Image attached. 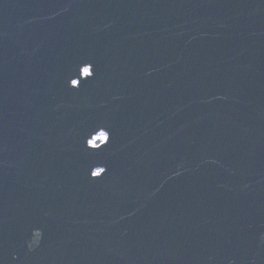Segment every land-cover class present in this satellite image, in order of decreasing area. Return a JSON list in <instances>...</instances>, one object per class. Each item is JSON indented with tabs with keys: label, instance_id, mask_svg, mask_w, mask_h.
Listing matches in <instances>:
<instances>
[{
	"label": "water",
	"instance_id": "water-1",
	"mask_svg": "<svg viewBox=\"0 0 264 264\" xmlns=\"http://www.w3.org/2000/svg\"><path fill=\"white\" fill-rule=\"evenodd\" d=\"M0 264H264V0H0Z\"/></svg>",
	"mask_w": 264,
	"mask_h": 264
},
{
	"label": "built area",
	"instance_id": "built-area-1",
	"mask_svg": "<svg viewBox=\"0 0 264 264\" xmlns=\"http://www.w3.org/2000/svg\"><path fill=\"white\" fill-rule=\"evenodd\" d=\"M85 69H88V72H85ZM89 72H90L89 67H84V68L82 69V76L87 75ZM74 83L76 84V83H77V80H75ZM102 133L105 134V137H106V138L104 137V138L102 139L101 142H103V141H105V140L107 139V132L102 131ZM101 142H99V143H101Z\"/></svg>",
	"mask_w": 264,
	"mask_h": 264
},
{
	"label": "flooded vegetation",
	"instance_id": "flooded-vegetation-1",
	"mask_svg": "<svg viewBox=\"0 0 264 264\" xmlns=\"http://www.w3.org/2000/svg\"><path fill=\"white\" fill-rule=\"evenodd\" d=\"M100 134H102V132H99L98 134H96L92 139H91V141L95 138V137H97L98 135H100ZM90 141V143L92 144V145H97V144H99V142H101L102 140H100V138H98V140L94 143V142H91Z\"/></svg>",
	"mask_w": 264,
	"mask_h": 264
},
{
	"label": "rangeland",
	"instance_id": "rangeland-1",
	"mask_svg": "<svg viewBox=\"0 0 264 264\" xmlns=\"http://www.w3.org/2000/svg\"><path fill=\"white\" fill-rule=\"evenodd\" d=\"M98 138H100V140H102L104 137H102L101 134H100L97 137H95L91 142L95 143L98 140Z\"/></svg>",
	"mask_w": 264,
	"mask_h": 264
},
{
	"label": "snow or ice",
	"instance_id": "snow-or-ice-1",
	"mask_svg": "<svg viewBox=\"0 0 264 264\" xmlns=\"http://www.w3.org/2000/svg\"><path fill=\"white\" fill-rule=\"evenodd\" d=\"M85 72H88V69H85ZM102 137H105V134H101ZM106 138V137H105Z\"/></svg>",
	"mask_w": 264,
	"mask_h": 264
}]
</instances>
